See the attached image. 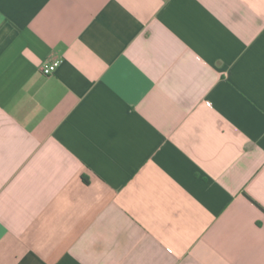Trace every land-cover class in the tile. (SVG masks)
Here are the masks:
<instances>
[{
	"label": "crops",
	"instance_id": "obj_1",
	"mask_svg": "<svg viewBox=\"0 0 264 264\" xmlns=\"http://www.w3.org/2000/svg\"><path fill=\"white\" fill-rule=\"evenodd\" d=\"M0 264H264V0H0Z\"/></svg>",
	"mask_w": 264,
	"mask_h": 264
},
{
	"label": "built area",
	"instance_id": "obj_2",
	"mask_svg": "<svg viewBox=\"0 0 264 264\" xmlns=\"http://www.w3.org/2000/svg\"><path fill=\"white\" fill-rule=\"evenodd\" d=\"M60 62L61 61L57 59V60L45 63L42 67L43 72L47 75L54 73L56 69L58 68V66L60 65Z\"/></svg>",
	"mask_w": 264,
	"mask_h": 264
}]
</instances>
